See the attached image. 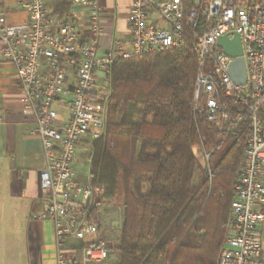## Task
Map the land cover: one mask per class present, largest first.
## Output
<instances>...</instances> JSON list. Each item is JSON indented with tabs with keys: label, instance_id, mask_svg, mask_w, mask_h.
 <instances>
[{
	"label": "built area",
	"instance_id": "1",
	"mask_svg": "<svg viewBox=\"0 0 264 264\" xmlns=\"http://www.w3.org/2000/svg\"><path fill=\"white\" fill-rule=\"evenodd\" d=\"M27 12L22 23L11 21L7 2ZM70 11L53 12L48 0H4L0 3V63L12 65L24 93V112L42 140V208L34 217L54 226L56 264H71L61 248L67 238L98 235L90 219L94 189L80 183L74 170L80 143L104 133L106 107L97 84L121 58L192 47L198 60L195 103L201 118L221 134L247 130L229 217V236L218 264H264V0H132L129 9L131 46L116 42L103 49L99 0H68ZM78 9V11H76ZM241 35L247 81L231 77L235 59L218 38ZM61 107L68 111L62 112ZM203 169L209 154L193 149ZM120 230H122L120 228ZM102 235L83 247L84 264L109 257Z\"/></svg>",
	"mask_w": 264,
	"mask_h": 264
},
{
	"label": "trees",
	"instance_id": "2",
	"mask_svg": "<svg viewBox=\"0 0 264 264\" xmlns=\"http://www.w3.org/2000/svg\"><path fill=\"white\" fill-rule=\"evenodd\" d=\"M70 8L53 0L54 13ZM198 66L189 45L113 64L105 132L92 142L87 182L90 218L100 224L104 203H120L122 231L118 261L92 264H218L247 130L221 134L197 113ZM197 146L209 154L210 171ZM70 258L84 264L82 250Z\"/></svg>",
	"mask_w": 264,
	"mask_h": 264
},
{
	"label": "crops",
	"instance_id": "3",
	"mask_svg": "<svg viewBox=\"0 0 264 264\" xmlns=\"http://www.w3.org/2000/svg\"><path fill=\"white\" fill-rule=\"evenodd\" d=\"M3 2L4 0H0V3ZM99 2L102 7L104 30L100 39L101 48L111 49L116 42L124 47H130L129 9L132 0H99ZM48 3L52 7L53 0H48ZM6 5L11 10L10 18L13 23L26 21L25 10L19 9L12 1H8ZM106 81H109V75L103 74L96 88L99 100L104 105L109 89L105 92L100 89ZM60 110L68 111L66 107H61ZM34 129V120L24 112V93L14 68L11 64L2 62L0 63V264H56L54 226L49 220L34 217L42 208V196L45 190L41 186V173L46 162L42 140ZM93 140L87 138L79 145L80 157L75 163L74 170L80 183H88ZM260 178L264 182V172ZM113 202L106 201L102 207L98 235L85 239L65 240L61 250L67 258L83 250L87 243L97 237L106 235L110 249L109 257L105 261H113L110 256L111 242L108 234L112 231L121 237L120 228L122 229L123 220V208L120 203L115 218L114 206L105 205ZM92 212L93 210L90 214ZM112 222L117 226H108ZM262 228L264 233V223Z\"/></svg>",
	"mask_w": 264,
	"mask_h": 264
},
{
	"label": "water",
	"instance_id": "4",
	"mask_svg": "<svg viewBox=\"0 0 264 264\" xmlns=\"http://www.w3.org/2000/svg\"><path fill=\"white\" fill-rule=\"evenodd\" d=\"M218 45L223 50L233 56L235 59L230 64V75L237 84H245L247 81V68L245 58L243 57V43L241 35L238 32H233V38L228 34L218 38Z\"/></svg>",
	"mask_w": 264,
	"mask_h": 264
},
{
	"label": "rangeland",
	"instance_id": "5",
	"mask_svg": "<svg viewBox=\"0 0 264 264\" xmlns=\"http://www.w3.org/2000/svg\"><path fill=\"white\" fill-rule=\"evenodd\" d=\"M108 89H109V81H106L105 82V85H102L100 91L105 92ZM104 132H105V128H104ZM105 205L106 206H110V207H113L114 206L113 207L114 208L113 217L115 218L117 216V213L119 212V210H118L119 203H115L114 204V202H113V204L112 203H109V204L106 203ZM108 226L115 227L117 225L114 222H112V223H109ZM108 236H109V240L111 242V250H110L111 251V254H110L111 260L117 262L118 261V258H119L118 246L120 244V237H119V235L116 232H112V231H110V233L108 234Z\"/></svg>",
	"mask_w": 264,
	"mask_h": 264
}]
</instances>
